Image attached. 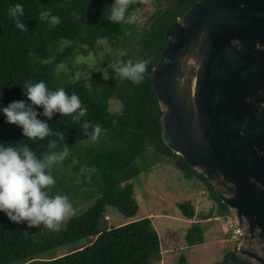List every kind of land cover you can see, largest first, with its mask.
<instances>
[{
    "label": "trees",
    "instance_id": "obj_1",
    "mask_svg": "<svg viewBox=\"0 0 264 264\" xmlns=\"http://www.w3.org/2000/svg\"><path fill=\"white\" fill-rule=\"evenodd\" d=\"M150 1L156 5V10L149 21L140 26L137 56L124 57L134 62L149 60L144 80L137 85L128 80L119 82L115 71L108 73L107 80L102 71H93L88 80L57 75L60 64H70L80 53L97 52L104 39L116 47L128 29L137 28L136 23L118 24L106 18L114 0H0V103L7 105L21 99L28 102L22 87L24 82L43 80L51 90L63 87L69 94L75 92L88 108L87 115L78 121L56 113L48 123L53 132L63 134L64 139L53 135L35 143L23 135L20 127L7 123L0 114V145L22 147L27 143L38 157L50 150V140H57L55 149L51 150L59 152L69 147L70 154L50 169L56 180L50 192L67 195L76 209V215L59 232L49 231L43 225L29 227L27 221L13 222L0 212V264H15L28 258L25 264H152L153 260L161 259L165 242L151 217L117 227H107L105 220L109 206L127 217L137 214L139 205L130 181L139 174L135 160L150 148L164 156L186 178L204 182L211 198L219 204V210L231 214L208 178L163 141V110L151 79L164 49L167 28L198 0ZM146 2L135 0L133 9L138 10L137 15ZM16 3L24 6L25 14L20 19L27 25V31L17 29L8 15L9 7ZM41 9H50L62 22L50 27L39 18ZM111 61L112 58L107 57L99 65ZM112 99L121 103L120 111H112ZM36 107L40 118L46 119L42 107ZM84 121L90 123L87 130L82 127ZM95 125L100 126V132L93 141ZM75 159H78L77 164ZM68 168L76 172L74 181L64 174ZM88 171L93 172L91 181L87 179ZM88 186L93 187L92 192ZM94 195L97 198L93 204L78 212L79 199ZM178 205L187 218L196 216L191 201ZM212 217L213 209L202 218ZM204 234L203 225L193 224L186 234V247L203 244ZM88 237L96 239L83 249L54 259H31L38 253ZM168 244L172 246V240ZM232 252L216 264H227ZM239 264L252 262L249 258H241Z\"/></svg>",
    "mask_w": 264,
    "mask_h": 264
},
{
    "label": "water",
    "instance_id": "obj_2",
    "mask_svg": "<svg viewBox=\"0 0 264 264\" xmlns=\"http://www.w3.org/2000/svg\"><path fill=\"white\" fill-rule=\"evenodd\" d=\"M151 79L163 141L236 216L244 243L227 264H264V0H198L167 28Z\"/></svg>",
    "mask_w": 264,
    "mask_h": 264
},
{
    "label": "rangeland",
    "instance_id": "obj_3",
    "mask_svg": "<svg viewBox=\"0 0 264 264\" xmlns=\"http://www.w3.org/2000/svg\"><path fill=\"white\" fill-rule=\"evenodd\" d=\"M166 1L164 0V2ZM155 10L156 5L147 0L144 8L137 15V28L128 29L118 46L114 47L107 40H101L97 52H91L88 55L80 53L70 64H60L57 67V75H66L71 80H88L93 72L87 68L86 62L89 59L99 65L107 57L112 58L110 63L113 64L117 61L126 62L124 58L126 55L135 58L139 47L140 26L149 21ZM109 64L103 65V69L107 70L108 73L114 71L112 67H109ZM111 109L112 111H120L122 105L118 100L112 99ZM74 162L77 164L78 159H75ZM135 164L139 169V174L130 182L134 185L135 197L139 205L137 214L127 217L115 207L109 206L105 220L107 227H117L141 218L151 217L159 235L165 242L162 245L161 259L153 260L152 264H216L221 262L228 252L238 251L243 245V237L231 238L233 231L229 227V217H232L234 212L232 210L231 214L221 212L219 204L211 198L210 191L204 182L196 178H186L178 169L166 161L164 156L151 148L140 155L135 160ZM56 168L59 170L58 167ZM82 170L84 171V168ZM64 174L73 181L75 180L76 172L74 169L68 168ZM92 174V171L87 172L89 181L92 179ZM88 188L89 192H92L93 187L88 186ZM96 198V195L87 199L80 198L77 211L87 209ZM186 200L191 201L194 205L196 216L193 219L187 218L179 208V202ZM212 209L213 217L207 220L203 219V215L210 213ZM196 223L203 225L205 229V242L186 247L187 231ZM95 239V237H88L52 248L36 254L31 259H54L83 249L93 243ZM171 240L173 245L169 246L168 242ZM249 246L260 250V246L256 243L247 244V247ZM241 258L247 257L241 256ZM29 260L30 258L24 259L15 264H25ZM250 260L252 264H258L256 260Z\"/></svg>",
    "mask_w": 264,
    "mask_h": 264
},
{
    "label": "clouds",
    "instance_id": "obj_4",
    "mask_svg": "<svg viewBox=\"0 0 264 264\" xmlns=\"http://www.w3.org/2000/svg\"><path fill=\"white\" fill-rule=\"evenodd\" d=\"M134 2L135 0H114L106 18L118 24L137 23L138 10L133 9ZM24 14V6L21 3H16L8 9V15L21 31L28 30L27 25L20 19ZM39 18L48 22L50 27L62 22L59 15L51 14L50 9H41ZM86 63L90 72L103 71L104 80L109 78L103 65H98L91 59ZM148 63V59L135 62L129 59L126 62L110 63L109 67L114 69L119 82L128 80L139 85L144 80ZM22 87L28 102L21 99L7 105L0 103V114H3L7 123L20 127L23 135L33 143L53 135L60 140L64 139L63 134L54 133L48 123L56 113L72 116V119L77 121L88 113V108L84 106L79 95L75 92L69 94L63 87L51 90L43 80L25 81ZM36 106L42 107V115L46 119L40 118ZM89 126L88 121L82 124L85 130ZM99 132L100 126L95 125L91 137L93 141ZM56 144L57 140H50V150L42 157H38L27 143L22 147L0 145V212H4L11 221H27L29 227L39 228L43 225L49 231L59 232L66 227L67 221L76 215V209L67 195L50 192L56 183L50 169L70 154L67 146L59 152L51 150L55 149Z\"/></svg>",
    "mask_w": 264,
    "mask_h": 264
},
{
    "label": "built area",
    "instance_id": "obj_5",
    "mask_svg": "<svg viewBox=\"0 0 264 264\" xmlns=\"http://www.w3.org/2000/svg\"><path fill=\"white\" fill-rule=\"evenodd\" d=\"M230 218V229L233 231V235H232V239H238L239 237H242V231L237 223V220H236V216L232 215V217H229Z\"/></svg>",
    "mask_w": 264,
    "mask_h": 264
},
{
    "label": "flooded vegetation",
    "instance_id": "obj_6",
    "mask_svg": "<svg viewBox=\"0 0 264 264\" xmlns=\"http://www.w3.org/2000/svg\"><path fill=\"white\" fill-rule=\"evenodd\" d=\"M231 210V209H230ZM237 223H238V221H237Z\"/></svg>",
    "mask_w": 264,
    "mask_h": 264
}]
</instances>
